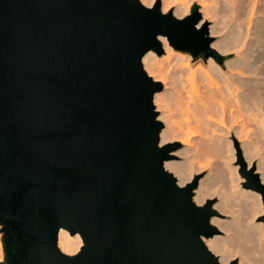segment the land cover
<instances>
[{
  "label": "water",
  "instance_id": "1",
  "mask_svg": "<svg viewBox=\"0 0 264 264\" xmlns=\"http://www.w3.org/2000/svg\"><path fill=\"white\" fill-rule=\"evenodd\" d=\"M200 18L161 0H0V264H222L204 241L212 200L165 169L163 84L143 64L160 36L208 57ZM62 228L82 237L76 254Z\"/></svg>",
  "mask_w": 264,
  "mask_h": 264
},
{
  "label": "bare ground",
  "instance_id": "2",
  "mask_svg": "<svg viewBox=\"0 0 264 264\" xmlns=\"http://www.w3.org/2000/svg\"><path fill=\"white\" fill-rule=\"evenodd\" d=\"M157 1L150 0V5H155ZM141 2L143 3V0ZM193 4L200 6L203 14V19L197 23V27L204 29L207 21H210L212 23L210 25L211 35H220L219 39L211 44L212 47L216 48L219 53L235 52L237 56L221 63L216 55H212L208 59V65L203 60L193 67L192 55L177 51L167 37L160 36L165 54L159 55L150 50L143 58V64L148 74L164 85L163 89L157 92L154 97L156 109L159 112L158 119L165 123L160 133V145L165 146L179 136L185 146L183 151L187 156L185 161L180 163L168 159L164 163L165 169L176 176L178 184L181 186H187L192 180L196 171L193 162L198 159L196 157H199L201 153L206 154L205 157L207 156V158L214 155V157L218 156L219 158V156L224 155L223 153L233 151V148L232 150L229 148L232 145L229 141L231 134L234 132L240 138L239 136L245 130L243 125L247 124L243 123L246 122L243 117L246 115L247 118L260 116L262 111L260 105L264 104V0H161L163 12L176 17L185 15ZM176 56H178L177 62L181 68L170 71L168 68ZM186 80L189 85L185 83ZM177 81L180 86L182 85L179 86L181 89L177 87L178 94L177 92L171 93L170 90L173 91V84H178ZM178 88L179 91L181 90L180 94ZM173 93L177 94L178 98ZM173 96L177 98L175 99L177 101L173 102L174 105L180 104L176 108L180 106L179 111L182 110L181 116H183L184 122L175 119L177 113L176 116L173 114L175 109L171 103ZM258 111H260L259 114ZM261 116L263 119L264 114ZM244 132L243 134H245ZM243 134L241 138L244 137ZM198 136L203 142L199 143L201 149L197 144L198 140H194ZM242 144L246 147L245 153L246 158L249 159L248 166L250 167L255 154L252 155V147L247 142H242ZM197 145L199 152L200 150L203 151L199 153L200 155H196ZM190 150H194L195 155H191ZM229 158L231 157L229 156ZM214 159L216 162V158ZM187 162L192 163L188 165ZM206 162L208 163V161ZM209 163L212 165V161ZM217 166L219 167V165ZM231 167L233 168L232 165ZM229 168L230 166L227 167L226 173L229 176L221 171L218 181L225 175L231 178L233 170ZM258 170L261 171V180L264 183L263 159L258 165ZM233 181L232 179L230 183L233 184ZM228 182H224V184L227 185ZM232 184L230 191L233 192H230L229 188L222 190L223 200L216 206L221 213L230 212L235 216L238 215L237 210L242 209L239 211L243 212L246 218H240L245 219L248 224L245 222H242L245 226L241 224L238 219L239 215L231 223L222 221L214 215L211 218L212 224L221 229H226L228 233L232 232L234 235L221 237L219 234H215L212 237L204 238L205 244L209 250L219 255V261L222 264L230 263L236 256H240V264H264V223L255 222L258 215L264 213L261 193L256 190L239 189V186ZM213 186L214 182L209 181V179L201 181L195 190V202L204 204L209 197L215 195L217 190H213ZM232 196L236 199L235 204L232 202ZM237 199L240 203L237 202ZM235 205L239 206V209H235ZM82 245L83 240L79 233L72 235L65 228L60 230L59 247L64 253L76 254ZM0 256L4 257L1 233Z\"/></svg>",
  "mask_w": 264,
  "mask_h": 264
},
{
  "label": "rangeland",
  "instance_id": "3",
  "mask_svg": "<svg viewBox=\"0 0 264 264\" xmlns=\"http://www.w3.org/2000/svg\"><path fill=\"white\" fill-rule=\"evenodd\" d=\"M196 4H193L192 5V7H191V9L185 14V15H183L182 17H179V18H183V17H185V16H187V15H189L190 13H191V10L193 9V7L195 6ZM199 7V11H200V13H201V10H200V6H198ZM174 10V9H173ZM203 19V14L201 13V18L199 19V21L200 20H202ZM198 21V22H199ZM212 23L210 22V21H207V25L205 26V28L204 29H202V28H198L197 27V25H196V28H197V31H198V35L201 37V39H202V42L203 43H205V42H207L208 44H209V49L211 50V51H213V52H208L209 53V56L207 57L206 56V54H207V51L206 50H204V49H202V50H200V52L195 56V55H193L191 52H189V51H185V50H179V49H176L177 51H180V52H182V53H185V54H190V55H192V60H191V63H192V65H193V67H194V65L196 66L199 62H201V61H203L204 60V63L206 64V65H208V59L210 58V56H212V55H216V57H218L217 59L222 63H224L226 60H228V59H232V58H234V57H236L237 56V53H235V52H233V53H219L218 51H217V49L216 48H214V47H212V43L214 42V41H217L218 39H219V37H220V35L219 34H213V35H211V33H210V25H211ZM215 50V51H214ZM165 54V52H163V54L162 55H164ZM177 59H178V56H176L175 58H174V60L172 61V64H171V66L168 68L170 71H172V70H175V69H177V68H181L180 67V64L177 62ZM179 65V66H178ZM178 66V67H177ZM168 67V66H167ZM188 77V76H187ZM184 79H187L186 77H184ZM188 80V79H187ZM185 81V83L186 84H188L189 85V82L188 81ZM190 81V80H189ZM177 83H178V81H177ZM163 84V83H162ZM186 84H185V86H186ZM174 85V87H173V91L172 90H170L171 91V93L172 92H177V87H179L180 85H179V83L178 84H173ZM187 85V86H188ZM182 86V85H181ZM180 86V87H181ZM163 87H164V85H163ZM179 87V88H180ZM179 88H178V91H179ZM181 89V88H180ZM181 91V90H180ZM179 91V94L181 93ZM177 94H178V92H177ZM175 95L174 93H173V95L174 96H177V98H178V95ZM173 96V99H172V104H173V107H174V111L175 112H173V114L175 115L176 113H177V118H175L177 121H179V122H184L183 120H184V118H183V116H181V112H182V110H180L179 111V107L178 108H176L177 106H178V104L179 103H177V105H174V103L173 102H176L177 100H175V99H177L176 97H174ZM180 105V104H179ZM260 107H261V109H262V111H261V113H260V111H258V114L261 116V115H263L264 114V104H262V105H260ZM260 109V110H261ZM179 112H180V115H179ZM158 115H159V112H158ZM181 116V117H180ZM247 116V115H246ZM243 117L244 119V121H246V122H243L244 124L245 123H250V124H245V125H243V126H245L244 127V131H246V132H244L245 134H243V132H242V134L244 135V137H242L241 138V136H242V134H241V136H239L240 138H238V136H236V134L233 132L232 134H231V136H230V139H229V141H231V146H229V148L232 150V148H233V151H229V153L227 152H225V153H223L224 155H221V156H219V158H218V156H216V157H214V158H216V162H215V159L213 158V157H209V158H207V156L205 157V155L206 154H203V153H201V155L199 154L200 152H203V151H201L200 150V152H199V148L201 149V144H199L201 141H200V137L198 136V137H195L194 138V140H196L198 143L197 144H199V146L197 145V148H198V150L196 151L197 153H196V155H200L199 157H196V158H198V159H196L193 163L195 164V168H196V171H195V173H194V175H193V178H192V180L189 182V183H194L195 181L197 182V187L200 185V182L201 181H206V180H208L209 179V181H213L214 182V186H213V190H217L216 191V194L215 195H213V196H211V197H209L208 198V200L210 199V200H212V202H213V208H215L216 210H217V214L215 215V216H218L222 221H225V222H229V223H231L234 219H235V217H237L238 218V215H239V222H241V224H243L242 222H245V224L247 223V221L244 219H242V218H240V217H243V218H246V216L243 214V212H240L239 210H241L242 211V209H239V206H237V205H235L234 206V208L235 209H239V210H237V213H238V215L237 216H235L234 214H232V213H230V212H224V213H221V211L219 210V208L216 206V205H218V204H220L221 203V201L223 200V198H222V194H221V191L222 190H227L228 188H229V191L232 189L230 186H231V184L232 183H230L231 181H232V179L234 180L233 181V186H235V185H237V186H239L238 188L239 189H241V188H245V189H249V190H254L252 187H251V181H250V178H251V176H252V173H251V171L254 169V173H258L259 174V176H260V179H261V171H259L258 170V165H259V163H260V161L263 159L264 160V118L262 119V117L263 116H261V119H260V116H253V117H248L249 118V120H248V118L247 117ZM248 116H250V115H248ZM180 117V118H179ZM251 118H253L252 120H251ZM183 119V120H182ZM259 119L261 120V123H262V121H263V123L261 124L260 123V121H259ZM253 123V124H252ZM163 124H164V126H165V123L163 122ZM163 126V127H164ZM194 126V125H193ZM195 126H197V124H195ZM260 127H262V128H260ZM247 128V129H246ZM250 130V131H249ZM202 134V133H201ZM250 134V135H249ZM254 135V136H253ZM201 136V135H200ZM203 136V135H202ZM250 136V137H249ZM252 136V137H251ZM181 137H175L172 141H170L169 143H167V144H170V145H172V150H171V154H172V157H171V159H173V160H175V161H177V162H183V161H185V159H187V156H186V154L183 152L184 151V148H185V146H184V144H183V142H182V140L180 139ZM262 138V139H261ZM242 142H244V143H248V145L249 146H251L252 147V151H254V152H252L251 151V153H252V155L253 154H255L254 155V158H253V160H252V164H251V166L249 167L248 165H249V159H247L246 157H247V155H246V147L242 144ZM201 143H203V142H201ZM259 145V146H258ZM258 146V147H257ZM257 147V148H256ZM190 154L192 155V154H194V150L193 151H191L190 150ZM227 154V155H226ZM195 155V154H194ZM234 156V158H233V156ZM202 156V157H201ZM210 156V155H209ZM229 156L231 157V158H233V159H231V158H229ZM225 157H227V158H225ZM263 157V158H262ZM211 158H213L212 160H211ZM221 158H222V160H221ZM229 158V159H228ZM201 159V160H200ZM219 159V160H218ZM200 160V161H199ZM204 161V162H203ZM206 161H208V163L206 162ZM209 161H212V165H211V163H209ZM221 161V162H220ZM226 162V164H225V162ZM207 164H206V163ZM213 162H215V163H213ZM220 164H219V163ZM188 163V165L190 164V163H192V162H187ZM202 163V164H201ZM204 163V164H203ZM217 163V164H216ZM222 163V164H221ZM230 164V165H229ZM191 165V164H190ZM200 165V166H199ZM209 165V166H208ZM214 165V166H213ZM217 165H219V167L217 166ZM221 165V166H220ZM231 165L233 166V168L231 167ZM255 165V167H253ZM229 167L230 166V168H232V175L230 176L231 178H229L228 176V174H226L227 173V167ZM225 167H226V169H225ZM216 168V169H215ZM229 168V169H230ZM218 171V172H217ZM220 171V172H219ZM221 171H222V173L224 172L226 175H228V176H224V178L225 177H228V178H225V181L223 180L224 178H222V179H219V181L221 180V182H219L218 181V178L220 177V174H221ZM217 173V174H216ZM219 174V175H218ZM230 174V173H229ZM213 179H212V178ZM211 179V180H210ZM178 180V179H177ZM217 183H216V182ZM229 181V182H228ZM224 182H228V186L227 185H225L224 184ZM188 183V184H189ZM230 183V184H229ZM225 185V187H224V185ZM187 185V184H186ZM185 186V185H184ZM232 186V187H233ZM197 188H195L194 189V195H195V190H196ZM234 189V188H233ZM235 190V189H234ZM230 192H233V191H230ZM262 196V195H261ZM233 197V196H232ZM237 197V196H236ZM231 198V197H230ZM235 198L233 197V200H232V202H233V204H235V201H236V199L234 200ZM207 200V201H208ZM239 199H237V202H239L240 203V201H238ZM195 201V200H194ZM207 201L204 203V204H206L207 203ZM236 202V203H237ZM262 202H263V200H262ZM238 203V204H239ZM204 204H199V205H204ZM241 208V207H240ZM263 208H264V203H263ZM240 212V213H239ZM240 214H243V215H240ZM245 216V217H244ZM264 213L263 214H259L258 215V217H257V219H255V222L256 223H258V222H262V223H264ZM238 219H237V221H238ZM242 219V221H240ZM248 224V223H247ZM214 225V224H213ZM244 225V224H243ZM216 226V225H215ZM245 226V225H244ZM243 226V227H244ZM217 227V226H216ZM1 228V227H0ZM218 229H219V233H217V234H219L221 237H226V236H228V235H234V233H232V232H227L226 231V229H221V228H219V227H217ZM236 234V233H235ZM242 240V239H241ZM217 255V254H216ZM218 257H219V255H217ZM236 260H238V262H239V264H240V260H241V258H240V256H236V258H235ZM234 259V260H235Z\"/></svg>",
  "mask_w": 264,
  "mask_h": 264
},
{
  "label": "snow or ice",
  "instance_id": "4",
  "mask_svg": "<svg viewBox=\"0 0 264 264\" xmlns=\"http://www.w3.org/2000/svg\"><path fill=\"white\" fill-rule=\"evenodd\" d=\"M153 2H154V0H153ZM143 3L150 5V0H143ZM161 39H163V37H161ZM2 259H4V257L3 256H0V260H2Z\"/></svg>",
  "mask_w": 264,
  "mask_h": 264
}]
</instances>
